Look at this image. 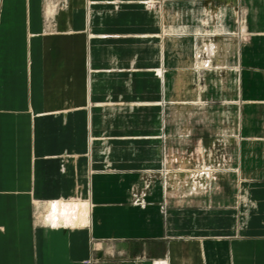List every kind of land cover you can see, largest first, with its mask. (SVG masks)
<instances>
[{
  "label": "crops",
  "instance_id": "crops-1",
  "mask_svg": "<svg viewBox=\"0 0 264 264\" xmlns=\"http://www.w3.org/2000/svg\"><path fill=\"white\" fill-rule=\"evenodd\" d=\"M47 3L0 0V264H264V0ZM174 32L238 65L179 119Z\"/></svg>",
  "mask_w": 264,
  "mask_h": 264
},
{
  "label": "rangeland",
  "instance_id": "rangeland-1",
  "mask_svg": "<svg viewBox=\"0 0 264 264\" xmlns=\"http://www.w3.org/2000/svg\"><path fill=\"white\" fill-rule=\"evenodd\" d=\"M52 11H54L53 8H52ZM46 16L52 17V15H46ZM225 36L227 38H233V37L239 38L241 34L239 32H234L232 34L228 33ZM173 39H174L173 40L174 41L173 42L174 44V48H173L174 64L173 66L174 67H173V80H172L173 108H174L173 114H174V119H179L178 117H180V114H181L180 113L181 103L185 101V96L182 97V94H184L185 89L187 87L188 88L197 87L198 84L202 85L204 82H207L210 88L230 87L232 84L234 85L235 82L231 81L230 79H224L223 74L225 75V73H233L237 71L236 67L238 65H233V66L225 65L224 68L223 67L218 68L217 64L210 63L208 68L197 71L194 69V67L191 66V64L188 62L189 59L187 60V58H190V60L192 61L193 59H195L196 56L199 58L200 55H203L204 49L202 47V43H200L198 47L194 45L193 48L189 49L190 53H187V49L182 48L181 46L182 39H186L185 35L182 36L181 33L174 32ZM199 41L201 42V38L199 39ZM177 45L179 46L177 47ZM220 104H221V110H228L227 108L228 106L225 101L222 100ZM175 132L176 134L179 135L180 129L177 128Z\"/></svg>",
  "mask_w": 264,
  "mask_h": 264
},
{
  "label": "bare ground",
  "instance_id": "bare-ground-1",
  "mask_svg": "<svg viewBox=\"0 0 264 264\" xmlns=\"http://www.w3.org/2000/svg\"><path fill=\"white\" fill-rule=\"evenodd\" d=\"M54 11H52L51 6L47 3L46 6V15H52ZM176 13V12H175ZM203 24V23H202ZM172 29V28H171ZM222 34V33H221ZM203 35L205 36H211L214 35L212 32L209 30H205ZM178 38V37H177ZM213 40V39H212ZM229 44V43H228ZM196 46V45H195ZM194 47V46H193ZM225 47V46H224ZM196 51V50H195ZM224 52V51H223ZM199 53V52H198ZM218 54V47L215 43L209 42L205 45L204 51H203V58L201 60L197 59V56L191 63V66L194 67L195 70H201L208 68L210 65V62L212 60V57ZM228 57V56H227ZM200 58V57H199ZM223 58V57H222ZM227 59V58H226ZM224 60V59H223ZM214 61V60H213ZM218 68H222V63H217ZM216 66V67H217ZM227 69V68H226ZM229 69V68H228ZM221 82V81H220ZM183 84V83H182ZM187 98V97H186ZM227 102V101H226ZM199 103V102H198ZM228 131V130H227ZM224 132V131H223ZM211 151V150H209ZM208 152V151H207ZM215 155V154H214ZM210 158V156H209ZM217 159V158H216ZM171 160V159H170ZM168 164V163H167ZM184 165V164H183ZM181 166V165H180ZM208 166V165H207ZM213 168V167H211ZM178 170V169H177ZM186 170V169H185ZM180 171V170H179ZM183 172V171H182ZM204 172L209 176L211 172L209 170L204 169ZM213 172V171H212ZM194 173V172H193ZM197 173V172H195ZM199 173V172H198ZM172 176L173 182H172V187L174 190H179L182 187H184L187 184L188 178H190L189 173L186 174V177L184 179H181L180 175L175 171V173ZM191 175V174H190ZM197 176V175H196ZM201 176V174H200ZM188 177V178H187ZM203 177V176H202ZM191 178L196 179L191 175ZM201 179V178H200ZM207 181V180H206ZM205 181V182H206ZM199 187L204 184V181H199L197 180ZM196 182V183H197ZM206 186V185H205ZM200 189V188H199ZM198 189V190H199ZM191 191V190H190ZM192 191L193 188H192ZM200 191V190H199ZM170 192V191H169ZM201 192V191H200ZM172 193V192H171ZM187 193V192H185ZM190 195V194H189ZM200 195V194H199ZM189 197V196H188ZM54 210L57 211V214L52 216L54 220H61L65 225H85L87 221V213H88V206L86 201H73L69 204H64L62 203L58 207H54Z\"/></svg>",
  "mask_w": 264,
  "mask_h": 264
},
{
  "label": "built area",
  "instance_id": "built-area-1",
  "mask_svg": "<svg viewBox=\"0 0 264 264\" xmlns=\"http://www.w3.org/2000/svg\"><path fill=\"white\" fill-rule=\"evenodd\" d=\"M48 3L52 6L54 12L67 6V0H48ZM45 31L47 33L54 32V22L52 17L45 16Z\"/></svg>",
  "mask_w": 264,
  "mask_h": 264
}]
</instances>
